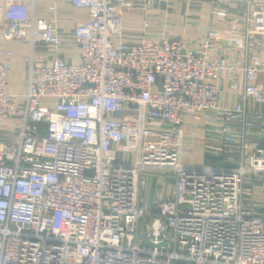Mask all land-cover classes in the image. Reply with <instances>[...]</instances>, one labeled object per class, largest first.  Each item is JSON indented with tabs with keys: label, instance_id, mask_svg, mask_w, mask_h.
Listing matches in <instances>:
<instances>
[{
	"label": "built area",
	"instance_id": "2783aa9c",
	"mask_svg": "<svg viewBox=\"0 0 264 264\" xmlns=\"http://www.w3.org/2000/svg\"><path fill=\"white\" fill-rule=\"evenodd\" d=\"M124 1L71 0L88 19L63 31L37 0H4V37L31 51L18 102L14 50L0 48V264H264V142L249 138L264 129V0H187L221 21L137 43L124 39ZM42 43L81 60L48 62ZM204 113L221 160L184 163V120ZM148 169L173 171L172 195L142 201Z\"/></svg>",
	"mask_w": 264,
	"mask_h": 264
},
{
	"label": "crops",
	"instance_id": "0c3cea01",
	"mask_svg": "<svg viewBox=\"0 0 264 264\" xmlns=\"http://www.w3.org/2000/svg\"><path fill=\"white\" fill-rule=\"evenodd\" d=\"M140 3V0H125L121 5L122 23L124 27V39L128 42L137 43L144 35L163 38L168 34L198 36L199 23L217 22L221 19L210 15V5L207 3H190L187 0H169L162 5H152L147 13L132 6ZM194 11L189 15L188 11ZM230 16L237 14L235 4L229 8ZM36 15L38 18L49 19L63 31H72L78 22L88 19V9L74 5L71 0H37ZM4 0H0V48L14 50L13 68L7 74V89L16 95L18 102L24 100L27 90L28 61L27 56L31 51L30 43L21 39H6L3 35ZM148 23L146 25L145 23ZM39 55H43L51 62L56 55H61L72 62H80L81 56L77 48H59L42 43L36 48ZM3 56L0 55V59ZM43 58L37 59V62ZM225 92L233 100L241 97V85L234 88L232 83L225 79L222 82ZM264 107V104L261 105ZM207 113L200 119L186 117L184 120V163H215L217 159L209 142L217 140L209 134ZM1 126V125H0ZM249 138L264 142V129L258 124L250 131ZM126 144L122 149L125 150ZM125 158L126 156L123 155ZM128 157V156H127ZM129 158V157H128ZM133 159V158H129ZM175 188V175L171 170L148 169L141 185L142 201L153 202L157 197H169Z\"/></svg>",
	"mask_w": 264,
	"mask_h": 264
},
{
	"label": "rangeland",
	"instance_id": "374dc122",
	"mask_svg": "<svg viewBox=\"0 0 264 264\" xmlns=\"http://www.w3.org/2000/svg\"><path fill=\"white\" fill-rule=\"evenodd\" d=\"M135 141L136 140L134 138H132V137H128L127 138V147H126L127 152H126V155H128L129 158H135L136 157ZM255 195H256V198L261 199V195H260L259 191L256 190ZM142 220L144 222L145 218H143ZM181 262H183V261H180V260L176 261V263H181Z\"/></svg>",
	"mask_w": 264,
	"mask_h": 264
},
{
	"label": "water",
	"instance_id": "95a60500",
	"mask_svg": "<svg viewBox=\"0 0 264 264\" xmlns=\"http://www.w3.org/2000/svg\"><path fill=\"white\" fill-rule=\"evenodd\" d=\"M149 244H152V242H148Z\"/></svg>",
	"mask_w": 264,
	"mask_h": 264
}]
</instances>
